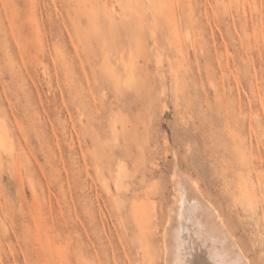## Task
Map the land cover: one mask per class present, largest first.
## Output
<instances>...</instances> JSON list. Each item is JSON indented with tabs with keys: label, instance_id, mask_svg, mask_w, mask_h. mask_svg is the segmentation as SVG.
I'll list each match as a JSON object with an SVG mask.
<instances>
[{
	"label": "rangeland",
	"instance_id": "1",
	"mask_svg": "<svg viewBox=\"0 0 264 264\" xmlns=\"http://www.w3.org/2000/svg\"><path fill=\"white\" fill-rule=\"evenodd\" d=\"M176 170L264 264V0H0V264H164Z\"/></svg>",
	"mask_w": 264,
	"mask_h": 264
},
{
	"label": "bare ground",
	"instance_id": "2",
	"mask_svg": "<svg viewBox=\"0 0 264 264\" xmlns=\"http://www.w3.org/2000/svg\"><path fill=\"white\" fill-rule=\"evenodd\" d=\"M121 179L117 177L118 187ZM173 182L176 202L162 234L164 264H251L195 181L176 170Z\"/></svg>",
	"mask_w": 264,
	"mask_h": 264
}]
</instances>
